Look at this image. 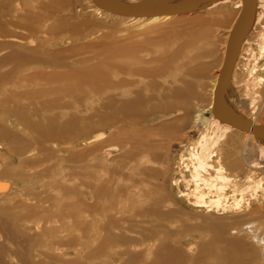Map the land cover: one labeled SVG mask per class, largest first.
I'll use <instances>...</instances> for the list:
<instances>
[{
  "label": "bare ground",
  "instance_id": "obj_1",
  "mask_svg": "<svg viewBox=\"0 0 264 264\" xmlns=\"http://www.w3.org/2000/svg\"><path fill=\"white\" fill-rule=\"evenodd\" d=\"M86 1L95 13L127 23L123 30H119L125 31L126 35L105 34L96 38L109 40V44L104 40V44L110 46L109 60L104 67H82L96 60L100 54L95 59L82 57L81 51L88 47L91 49L94 42H90V46L74 42L92 35L85 31V26L89 29L101 24L92 19L82 20L84 30L80 29L76 23L79 15L70 14L74 11L69 9L71 2L0 0L2 162L5 166L8 163L17 164L20 169H32L53 159H63L65 165L74 163L75 166L69 164L68 173L60 174V179L74 176L78 183L74 189L67 188L74 196L73 200H69V196L68 200L66 196V199L60 198L61 192L57 198L29 192L30 198L17 206L22 211L11 212L6 205L1 207L0 264H9L17 258L22 264H41L35 263V259L45 260L46 264L47 261L51 264H183L204 261L213 264H264V202L254 207L259 202L258 192L261 190L264 200L262 180H255L257 172L264 174V157L261 161L255 159L257 145L264 142V137L225 123L212 112L214 91L229 34L221 64L211 82L207 106L210 118H204L208 127L193 142L185 141L186 129L189 126L195 128L203 121L199 115L201 112L192 101L198 97L195 85L187 82L184 76L176 75V71L186 68V64H177L180 55L154 54L150 49L154 38L148 35L161 24L192 15L215 1L232 3L238 17L243 1L213 0L188 14L150 18L116 15L97 7L91 0ZM173 3H177L176 0H155L157 6ZM259 9V0H256L253 20L223 93L225 109L235 117L249 121L252 126L264 123L246 115L243 110L254 112L256 99L260 98L257 89L264 80L257 76L256 64L264 59V31L260 30L257 36V56L248 50L255 63L247 68L251 83L246 82L245 91L251 92L246 93L244 102H238L236 71L241 53L258 24ZM261 29L264 30V24ZM61 33L69 35L59 36ZM60 37L64 41L55 39ZM261 69L264 71V67ZM193 74L187 68L182 75ZM159 79L165 81L159 83ZM261 103L264 109V96ZM194 110L198 115L192 118ZM92 126L103 130L90 135ZM107 129L111 133H107ZM235 136L242 137L241 143L240 140L233 141ZM173 143L180 146L175 167L165 166L160 171L150 167L151 163L159 161L162 149L166 152L162 156L165 159ZM121 145L126 146V151L120 160L128 163L141 161L137 169L132 165L137 173L127 175L131 186L138 189L137 186L144 182L170 174V184L176 190L177 198L213 219L207 224L212 233L208 239L197 238L198 241L193 242L195 233L201 230L197 227L182 226L176 231L168 229L167 225L174 223L173 217L179 212L164 211L159 208L161 204L158 207V198L162 200V194L157 198L145 192V199L141 201L142 193L138 195L135 191L131 196L132 188H128V196H124L121 194L123 191L113 189L112 192L105 187L106 183L111 185L114 175L118 176L120 172L112 168L110 177H103V180L99 177L101 164L97 161ZM258 156H264V153L260 151ZM8 166L0 174V197L5 199L16 194L9 180L12 175L14 178L19 175L18 179L24 183L37 184L42 176L45 178L51 175V171L54 173L51 168H56L47 167L26 176L28 170L22 175L16 172L17 168L9 169ZM240 173L244 174L245 185H241ZM55 180L52 179V184ZM57 182L51 185L59 191L63 187L61 182ZM40 187L45 189L44 185ZM65 193L63 191L62 194ZM244 218L247 222L243 224ZM33 229L41 231L36 234L37 238L28 234ZM39 237L46 239L47 244L39 245ZM155 241L156 244L150 246ZM189 241L194 248H189ZM18 242L28 245L27 251L25 247V252L19 250L22 247L16 248ZM188 249L190 255L186 254Z\"/></svg>",
  "mask_w": 264,
  "mask_h": 264
},
{
  "label": "rangeland",
  "instance_id": "obj_2",
  "mask_svg": "<svg viewBox=\"0 0 264 264\" xmlns=\"http://www.w3.org/2000/svg\"><path fill=\"white\" fill-rule=\"evenodd\" d=\"M62 1L67 2V3H69V2L72 3V7H70L69 9H73L74 13L70 12V14L72 13V15H73L76 13L79 15V18L76 21V23H78L80 25V29L84 30V27L82 26L83 25L82 20L92 19V20L98 22L99 24H101L98 27H92L89 29H88V27L85 26V28H86L85 31L86 32L90 31L92 33V35L85 40H80V41L74 42L75 44L87 43L86 45H89V46L91 45L90 42L91 43L94 42V45H96V46H94L92 44L93 46L91 47V49H90V47L86 48V50L83 49L85 52L81 51L84 53V54L82 53V55H83L82 57H91V58L95 59L100 54L96 60L89 62L90 64L89 63L83 64L82 67H84V66L85 67H92L94 65L95 66L98 65L97 67L106 66L107 65L106 60H107V62L109 60L108 55L110 53L109 52L110 46L105 45L104 43L107 42L109 44V40L108 39L96 40V38H100L101 35H105V34L106 35H109V34H111V35H126V34H124L125 31H119V30H123L125 24H127V23L124 20L114 19V18L106 16L104 14L95 13L92 10V8L90 7V4L86 0H76L77 1L76 3H73V0H62ZM127 1L130 3H134V2L139 1V0H127ZM178 1H180V0H176V2H178ZM259 4H260V9H259V13H258L259 19L257 20L258 24H256L253 33L249 36V39L247 42L248 45L246 44V46L243 49V52L241 53V57L239 59V67L236 71V84H237L236 86H237L238 94H239L238 95L239 96L238 102L243 101V99H245L244 97L246 96V93L248 92V91H245L246 82L248 81L247 84L251 83V81L249 80V77L247 75V70H248L247 68L253 67V65L255 63L252 60V57L249 56L248 50L251 49L252 52H254L255 55L257 56V54H258L257 36H258L260 30L262 32L264 31L263 29H261V27L264 24V0H259ZM67 7H69V6H67ZM236 14H237V10L233 9L232 3H230V2L222 3V1H215V2L210 3L207 6L203 7L201 10L197 11L196 13H192V15H189L187 17H182V18L177 19V20L172 21V22L161 24L156 29L148 32V33H150L148 35H150L154 38L153 39V45H152L153 47L150 48L152 50V52L154 54H166V53H168L169 55H172L174 53H178L180 55V59L177 61V64L178 65L186 64L185 65L186 68H184L183 70L176 71L175 72L176 75L184 76L185 79L187 80V82L195 85L194 90H195L196 94L198 95V97L197 98L195 97L196 100L193 99L192 101L194 103L193 102L192 103L195 106H197L198 111L201 112V113H199V115H201V117L203 118V121L201 123H197L195 128H192L191 126H189L186 129V134H185L187 137L185 139L186 142L195 141L198 138L199 134L201 132H203V130H206L208 127V126H206V121H204V118H206V120H208L210 118L207 106L209 103V93H210L211 82L216 77L219 66L221 64L222 56H223V48H224L226 36L229 34L228 32H230V29L233 25V22H234L235 18L237 17ZM196 17L198 19L194 20ZM63 19H67V18H63ZM63 35H69V34H67V33L59 34V36H63ZM55 39H62L63 40L64 38L60 37V38H55ZM101 42L104 44V46L102 45ZM99 44L102 46H100ZM66 45L67 44H64L63 46H66ZM54 47H55V45H54ZM94 47H96V49ZM89 65H91V66H89ZM256 67L258 68L257 69L258 70L257 76L261 77L264 80V71H262V69H261L262 67H264V59L259 60L256 64ZM187 68L191 69L194 72L193 76L182 75L183 72L185 71V69H187ZM200 71L202 72V74ZM164 79H162V80L159 79V83H163L166 80V79L165 80ZM168 80H171V79L169 78ZM83 87L87 88L85 86H83ZM249 88H250L249 90H251V87H249ZM257 90L259 92L258 95H260V98L256 99V101H257L256 110L254 112L247 110L246 108H244L243 110H245L244 112L246 115L255 118V120H257L259 122H263L264 121V109L262 106L263 103H261V98L264 96V81L261 82V85L259 86V88ZM250 92L251 91H249L248 94ZM194 112H195V110L192 111V114H193L192 118L195 117L196 115H198V114L195 115ZM99 130H103V129L100 127H97V126H96V128H95V126H92V127H90L89 134L91 135L94 132L99 131ZM107 133H111V131H108V129H107ZM240 137L239 136L233 137L234 138L233 141L237 142L236 140H238V141L240 140L239 142L241 143L242 137L241 138ZM108 144H110V142ZM257 146H258V150L256 149V154L257 153L258 154H257L255 159H258L261 161L264 156H258V155H260V151H262L264 153V142H259ZM125 147L126 146L123 147V145H121L118 147V149L116 151H112L109 155H107L103 159H100L97 161L98 163L101 164V172H100V176H99L100 178H103V177L109 178L111 175L109 172L111 171L112 168L113 169L115 168L116 170L118 169L120 172L118 176L114 175V181H112L111 185H110V183H106L105 187H107L112 192L114 190H119L121 192L123 191V193H121V192H119V193L123 194L124 196L127 195L126 193H129V191H127L128 188H129V190L132 188L130 190V192L132 191L131 196H132V194H134L135 191H136V194L139 193L141 195V193H142L143 198L140 199L141 201H144V199H145L144 194H146V193H148L149 196L152 194L153 195L152 197H157V198L160 197L162 194V196H163L162 200L160 199L161 197L158 198V200H160L158 203V207L161 204L159 208H161L164 211H168V210L174 211L175 210V211L179 212V213H176L177 214L175 216L176 218L173 217L174 223L167 225L168 229H170L172 231H176V229L180 230L181 229L180 227H182V226L183 227L186 226L188 228L197 227L201 230H199V231L197 230L198 232L195 233V236H196L195 239L196 240L194 239L195 241L193 240V242L194 243L197 242L198 241L197 238L208 239V237H210L212 235V233L208 229L207 224H210V222H212L213 219L209 218L207 215H204V214L197 212L196 210L192 209L186 202H184V200L181 201V199L177 198L176 190L170 184V174H168L166 177L160 176V177H157V178L152 179V180L149 179L150 180V181L148 180L149 182H144L143 183L144 185L143 184L142 185L144 187H147V188H144L142 185H140V187L137 186L138 189H136L134 186H131L132 183L128 180L127 177L131 174V172H133V174L137 173V170L135 171L134 169H137L139 167V163L141 161L137 160L138 163H137V161H134V163L136 165H138V166H136L132 162H129L130 163L129 164L124 159L120 160V158L122 157V155L126 151ZM179 151H180V146H178L177 143L171 144V146L169 148V153H167V155L165 156V159L164 158L162 159V156L166 152H164L162 149L159 152V156H160L158 158L159 161H157V163L156 162L151 163L150 167H154L158 171L164 169L165 166H167V167L169 166L170 168L175 167ZM1 152H2V150L0 149V155H1ZM1 157H2V155L0 156V160H1L0 166L2 165V167L0 168V170H1L0 174H2L3 171L7 169L8 165H9L8 166L9 169H11L12 167H13L12 169L17 168V169H15L16 172L22 173V175L24 173H26V170H28L27 171L28 173H26L27 175L25 174L26 176H28V175L31 176V174L35 173L36 171L41 172L43 169H46L47 167L50 169V167L55 166L56 168L50 169V170L53 169L54 173L51 171L50 174L52 176L51 175H47L48 177L46 176L49 179H47L46 177H45L46 178L45 179L44 176H42L41 179L37 181V182L40 181L37 184H31V183L27 184L26 182L24 183L23 181L18 179V178H20L19 175H17L15 178H14V175L9 177L10 182L13 183V187L16 189V190H14V191H16V194L11 195V197H6V199L0 197V209H1V207L4 208L6 205V208L7 209L10 208L9 210L11 212L12 211L13 212L22 211L23 209L21 207H17V206L22 201H25V200L30 198L29 192L30 193L31 192L32 193L33 192L34 193H42V195H46V196L50 195L51 197H54V198H57L61 195L60 198H62V196H63V198L66 196L67 200L69 199V197H70L69 200H73L74 196L71 194V192H69V189H71V187L74 189L75 186L78 187V183L76 181V178L74 176L73 177L71 176L72 179H71V177H66L64 179H60L61 177L59 175L62 173H64L62 175H66L68 173V171H67L68 167L69 166L74 167L75 166L74 163H68V165L70 164L68 166L67 164L65 165V161L63 159H61V160L53 159L54 161L51 160L52 163H51V161H48L45 164H42L41 166H38L36 168H32V169L29 168L30 169L29 170L27 168L20 169V168H18L19 166L17 164H14V166H13L12 164L7 163L5 166V163L2 162ZM110 157H111V159H110ZM166 158H168L169 160H167ZM56 161H58V162H56ZM52 164H54V165H52ZM132 165L135 166L134 169H132ZM63 166H66V167H63ZM130 168L133 171H131ZM160 168H162V169H160ZM24 170H25V172H24ZM239 176L241 178V185H245L246 182H243L244 181L243 180L244 174L240 173ZM134 177L137 178L138 176L134 175ZM54 178H56V180ZM104 178H103V180H104ZM52 179L55 180V181H53V184H52ZM65 179H67V180L65 181ZM57 180L59 183L61 182L60 184L63 187L61 189L62 190L64 189L63 190L64 193L66 192L64 195L62 194L63 191L60 188L58 191V188L55 189V187H53L54 184L57 182ZM255 180H262V189H264V174L257 172L255 174ZM14 181H16V182H14ZM18 181H20V182H18ZM48 182H50V183H48ZM58 182H57V184H59ZM63 183H65V184H63ZM148 183H150V184H148ZM242 183H244V184H242ZM41 184L45 186V189H44L45 193H44V190L42 189V187H40V186H42ZM46 184H47V186H46ZM32 185H34L35 187ZM152 185H153V187H152ZM28 186H29V189H28ZM50 186L53 189H51ZM118 187L121 188V190ZM31 188H33L34 190ZM48 188H50V190ZM67 188H69V189H67ZM142 188H144L146 191ZM148 189H149L150 193H149ZM49 191H51V192H49ZM52 191L54 192V195H56V196L53 195ZM25 192H26V195H25ZM60 192H61V194H60ZM57 194H60V195H57ZM258 195H259V202H257L256 205H254L255 208L259 207L260 203L264 202V200L262 199V190L258 192ZM133 196L136 197L137 195H133ZM66 198H64V199H66ZM7 205H8V207H7ZM12 205L14 208L12 207ZM181 211H183V212H181ZM203 216H205V217L203 218ZM206 216L208 218H206ZM224 218H226V217H224ZM228 219H230V218H228ZM150 220H153V219H150ZM247 220L249 221L251 219L247 218ZM161 222H162V224L166 223L165 221L164 222L161 221ZM241 222L244 224L247 221L244 218L243 221H241ZM46 227L49 228V226H47V225H46ZM35 232H37V233H35ZM40 233H41L40 230L33 229L28 234L30 236L37 238L38 235H36V234H40ZM209 233H210V236H209ZM231 234H229V236L232 237ZM159 237H157V238H159ZM39 238L37 239L38 240L37 243H39V245L47 244L46 239L43 240L42 238H40V239ZM161 238H162V236H161ZM39 240H40V242H39ZM21 243L22 242H18L16 245V248L19 249L20 247H22L19 250H22V252H23L24 251L23 248L25 247L24 249H25V251H27L28 245H26V244L23 245V243L22 244ZM152 243H150V246H153L154 244H156V241L153 244ZM187 243H190L189 248H191V249L194 248V247L190 246L191 245L190 241ZM187 243H185L184 245H187V247H188ZM18 244L21 246H19ZM12 247L14 248V246H12ZM189 252H190V250L188 249L186 254L190 255ZM17 259L12 260L13 261L12 264H17V263L22 264V262L17 261ZM39 260H41V262ZM12 261H10L9 264ZM45 262L46 261L44 260V262H43L42 259H35V263L46 264ZM49 263L50 262L47 261V264H49ZM185 263L186 264H213L211 261L195 262V263L185 262ZM185 263H183V264H185Z\"/></svg>",
  "mask_w": 264,
  "mask_h": 264
},
{
  "label": "water",
  "instance_id": "obj_3",
  "mask_svg": "<svg viewBox=\"0 0 264 264\" xmlns=\"http://www.w3.org/2000/svg\"><path fill=\"white\" fill-rule=\"evenodd\" d=\"M97 7L121 16L135 18H150L157 16L183 15L195 11L199 6L213 0H181L170 5H155V0H141L137 3H124L119 0H91ZM243 6L229 33L225 56L219 70L214 91L213 115L225 123L236 128L251 131L253 134L264 137V123L256 126L247 120L240 119L229 113L223 104V93L229 81L239 48L245 38L253 20L256 0H242Z\"/></svg>",
  "mask_w": 264,
  "mask_h": 264
}]
</instances>
